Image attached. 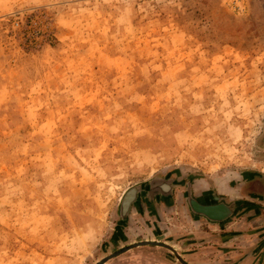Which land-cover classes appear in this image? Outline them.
I'll list each match as a JSON object with an SVG mask.
<instances>
[{"label":"rangeland","instance_id":"obj_1","mask_svg":"<svg viewBox=\"0 0 264 264\" xmlns=\"http://www.w3.org/2000/svg\"><path fill=\"white\" fill-rule=\"evenodd\" d=\"M249 173L264 177V0H0V264H95L144 240L219 264L197 250L225 228L187 212L184 185L121 227L116 207L152 176L231 199ZM105 264L180 263L143 245Z\"/></svg>","mask_w":264,"mask_h":264},{"label":"water","instance_id":"obj_2","mask_svg":"<svg viewBox=\"0 0 264 264\" xmlns=\"http://www.w3.org/2000/svg\"><path fill=\"white\" fill-rule=\"evenodd\" d=\"M183 185H185L184 199L187 212L190 215L202 219L208 222L210 225H216L219 228H221L234 217L236 210L239 209L242 204L237 200L227 202L225 201L224 197L218 195L212 196V204L205 203L200 201L198 197L194 196L191 186V179L185 183H182L181 181H178L174 178H168L167 176H152L141 183L129 187L122 193L116 207V215L119 217L117 226L121 227L123 224L128 222V216L131 210L138 207L140 201L142 202L143 200L151 205L160 202V200L170 203L172 201L174 190ZM231 235L236 236L238 233L233 232ZM143 245H158L165 247L167 248V251L171 253L172 257L175 258L180 264H188L180 257V255L175 252L173 247L168 246L166 243L149 240L130 244L126 247L124 246L118 250L108 253L101 257V259H99V261H97L95 264H105L108 260L119 255L120 253L127 252L137 247H143ZM245 257L242 256V258ZM261 264H264V259Z\"/></svg>","mask_w":264,"mask_h":264},{"label":"crops","instance_id":"obj_3","mask_svg":"<svg viewBox=\"0 0 264 264\" xmlns=\"http://www.w3.org/2000/svg\"><path fill=\"white\" fill-rule=\"evenodd\" d=\"M213 195H218L226 198V196L218 192L216 193V191L213 190L209 191L208 195L202 198L207 201L209 200V198L212 199ZM234 199H240L241 202L247 200L248 202H245L244 206L241 205L242 207L237 209L235 212L237 215L222 226V228H225L220 231L222 233L218 234L217 237L213 236L214 240L212 241H214L213 244H215L216 247H214V245H211V247L215 252H201L204 249L199 247L197 251H200L199 254H209L210 256H215V258L218 257L216 255H222L223 259L220 258L217 260L219 264H235L236 259L239 258L235 256L236 254H248V258L246 260L247 264H261L264 259V223H261V221L264 222V204L257 198L252 199L246 197H234ZM132 210L135 211V208H133ZM234 225L236 227H234ZM210 226L213 227L216 225ZM217 228L219 227L216 226V230H218ZM233 232H237L238 235L232 236L231 234ZM238 238H242L243 240H241L239 244L237 243V246L241 245L245 248H236L234 243ZM196 255V252H191L185 254V256L180 255V257L183 260L187 259L186 257H194L196 260H198L199 257H197ZM208 261L210 264H212L210 262V259H208ZM202 263L207 264L208 262L202 261Z\"/></svg>","mask_w":264,"mask_h":264},{"label":"flooded vegetation","instance_id":"obj_4","mask_svg":"<svg viewBox=\"0 0 264 264\" xmlns=\"http://www.w3.org/2000/svg\"><path fill=\"white\" fill-rule=\"evenodd\" d=\"M249 177H248V179H247V181H246V184H247V186H246V190H247V192H246V195H244V196H239V198L241 197H243V198H252V199H259L260 201H263L264 200V189H263V187H264V177L263 176H261V175H258V174H253V173H249V175H248ZM184 189H185V185L183 186V187H181V190H182V192H183V195H182V201H183V204H184V207L185 208H187L186 207V203H185V199H184ZM193 190V189H192ZM175 191V190H174ZM193 194H194V192H193ZM210 195V194H209ZM194 196H196V197H198V199L200 200V201H202V202H205V203H210V204H212V200L209 198V200H204L201 196H197V195H195L194 194ZM174 192H173V195H172V201L174 200ZM225 198V197H224ZM232 200H237V201H240L241 202V200L240 199H234V198H231V199H228V198H225V201H227V202H229V201H232ZM242 200H244V199H242ZM142 202H143V200H142ZM141 201H140V203H139V205L142 203ZM245 202H248L247 200L246 201H243V202H241L242 204V206H244L245 205ZM171 203V202H170ZM170 203H168V202H166V201H164V200H160V202H158V203H155V204H165V205H167V206H170ZM138 205V206H139ZM242 206H240V207H242ZM239 207V208H240ZM184 208V209H185ZM237 214L235 213L234 214V217L236 216ZM233 217V218H234ZM232 218V219H233ZM149 241H154V240H149ZM175 252H176V249H175ZM177 253V252H176ZM178 255H181V254H179V253H177ZM264 255V254H263Z\"/></svg>","mask_w":264,"mask_h":264},{"label":"bare ground","instance_id":"obj_5","mask_svg":"<svg viewBox=\"0 0 264 264\" xmlns=\"http://www.w3.org/2000/svg\"><path fill=\"white\" fill-rule=\"evenodd\" d=\"M175 249V248H174Z\"/></svg>","mask_w":264,"mask_h":264}]
</instances>
